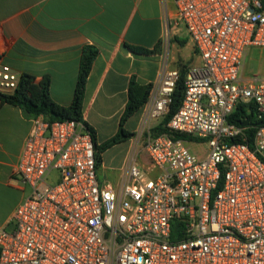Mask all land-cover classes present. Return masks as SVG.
I'll return each instance as SVG.
<instances>
[{
	"label": "built area",
	"instance_id": "1",
	"mask_svg": "<svg viewBox=\"0 0 264 264\" xmlns=\"http://www.w3.org/2000/svg\"><path fill=\"white\" fill-rule=\"evenodd\" d=\"M176 7L201 64L187 69L167 133L154 136L153 128L169 112L177 69L164 63L144 105L135 145L144 140L157 175L134 153L121 188L101 185L85 126L34 118L17 167L32 192L13 228L0 227V264H264V80L240 76L246 48H264V0H176ZM165 27L169 36L168 20ZM18 83L0 61V93ZM240 104L255 109L247 127L230 121ZM204 143L209 154L200 160L191 145Z\"/></svg>",
	"mask_w": 264,
	"mask_h": 264
},
{
	"label": "crops",
	"instance_id": "2",
	"mask_svg": "<svg viewBox=\"0 0 264 264\" xmlns=\"http://www.w3.org/2000/svg\"><path fill=\"white\" fill-rule=\"evenodd\" d=\"M176 22V0H0V61L18 77L22 73L35 76L37 81L48 77L52 99L69 106L74 99L83 49L94 46L98 55L86 85L83 117L96 131L97 144L102 145L119 131L132 79L143 86L155 84L165 62L169 69L195 62L186 53L190 47L196 54L194 44L181 36V25ZM128 45L157 51L152 55L137 54ZM249 56L250 52H245L241 78L264 80V49L254 53L252 59ZM143 112L144 106L124 124L132 137L102 154L97 167L101 185L121 188L134 153L143 170L151 177L157 175L144 146L135 147ZM32 127L33 118L21 108L0 106L3 228L12 226L17 208L28 197V185L17 174V167Z\"/></svg>",
	"mask_w": 264,
	"mask_h": 264
},
{
	"label": "trees",
	"instance_id": "3",
	"mask_svg": "<svg viewBox=\"0 0 264 264\" xmlns=\"http://www.w3.org/2000/svg\"><path fill=\"white\" fill-rule=\"evenodd\" d=\"M127 47L130 51L143 55H152L155 54L157 51V49L149 50L143 47L133 45H128ZM97 55L98 50L94 46L88 45L84 47L80 60V69L78 81L75 88L74 99L71 105L62 106L52 99L50 93V79L48 77H44L41 81H37L35 76L28 73H22L19 77V83L12 93H0V106L4 104L17 106L33 119L38 118L39 116H43L49 122L61 120H74L82 123L85 128L90 132L94 140L96 150V164L98 167L102 162V154L104 153V151H106L113 145L123 142L132 137V134L128 133L124 129V124L131 116H133L136 112L140 111L146 104L149 99L153 84L143 86L138 84L134 79L131 80L128 88V103L122 115L120 128L117 135L106 143L98 145L96 142V131L91 125H89L84 120L83 117V104L86 93V85ZM188 67L189 65H182L177 68L180 73V77L177 81L172 96V103L170 104L169 112L161 120V122L153 128L154 136H158L169 131L167 128V124L171 120V118L177 113V111L182 105L185 95V79ZM254 117V106L251 105L250 111H248L247 106L240 104L237 106L235 112L230 117V121L237 125H242L246 119H250L252 124ZM255 132L256 130L253 126H249L245 130V142L251 148H253L254 145L253 142ZM175 137L185 138V136L178 134L175 135Z\"/></svg>",
	"mask_w": 264,
	"mask_h": 264
},
{
	"label": "rangeland",
	"instance_id": "4",
	"mask_svg": "<svg viewBox=\"0 0 264 264\" xmlns=\"http://www.w3.org/2000/svg\"><path fill=\"white\" fill-rule=\"evenodd\" d=\"M181 30H182V37L188 42L190 43L192 40L190 38L189 32L188 30L185 28V26L183 24H181ZM260 49H264V48H256V47H247L245 52H247V54L250 52V56L248 57L249 59H252L253 54L256 53L257 51H259ZM257 50V51H256ZM187 55H192L193 56V60L197 63V65L201 64V59L199 58L198 55H196L193 50L188 47L186 50ZM251 61V60H250ZM195 62L191 63V65L196 64ZM137 143V142H136ZM136 147H140V146H144V140L141 141L139 144L135 145ZM191 149L192 152H194L197 157L200 160H203L207 157V155L209 154V147L207 144H203L201 146H196V145H191ZM59 181V172L58 171H53L49 176H48V182L52 185L57 184ZM27 191H26V195L29 197L31 195L32 189L30 186H27ZM13 228V226L7 227V230H11Z\"/></svg>",
	"mask_w": 264,
	"mask_h": 264
},
{
	"label": "water",
	"instance_id": "5",
	"mask_svg": "<svg viewBox=\"0 0 264 264\" xmlns=\"http://www.w3.org/2000/svg\"><path fill=\"white\" fill-rule=\"evenodd\" d=\"M248 121H246V122H244L243 124H242V126H244V127H247L248 126Z\"/></svg>",
	"mask_w": 264,
	"mask_h": 264
}]
</instances>
